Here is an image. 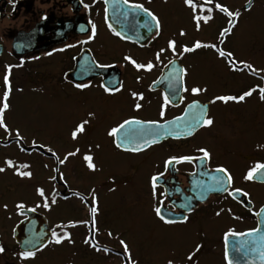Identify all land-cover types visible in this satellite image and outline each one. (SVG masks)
I'll use <instances>...</instances> for the list:
<instances>
[{
  "label": "flooded vegetation",
  "instance_id": "flooded-vegetation-1",
  "mask_svg": "<svg viewBox=\"0 0 264 264\" xmlns=\"http://www.w3.org/2000/svg\"><path fill=\"white\" fill-rule=\"evenodd\" d=\"M135 2L143 4L158 18L160 24L158 35L154 24L151 25L153 27L151 32L144 28V22L149 19L144 12L130 9L122 0L117 6L120 27H122L119 31L120 36L115 34L116 30L113 31V27L110 29L108 26L109 22L104 13V0H95V3L93 0H83V3L81 0H13V2L0 0V64H6L13 72V76L18 72L19 77H15L14 80L25 78V82L37 84L44 79L48 87L59 88L64 97L71 96L79 101L82 107L87 101L85 95L94 89L95 95L92 98L96 99L99 110L86 109L88 120L83 119L79 122L82 127L84 125L86 133L96 132L102 127L111 130L131 118L140 121L156 120L162 123L179 117L180 129L193 130L191 136L168 138L142 151L121 150L115 145L112 136V145L116 151L140 156L132 160L127 170L132 167L134 179L137 180L136 176L141 167L145 164L149 166L150 171L147 173L149 190L146 188L149 194L153 190L152 177L162 174L156 182L155 191L158 194L156 208L162 207L179 215L180 219L173 220L176 221L174 223L195 222L205 218L207 204L211 200L226 197L244 211L239 218L245 222L246 227L240 232H234L243 233L254 229L256 226L254 213L260 205L247 209L246 205L233 199L229 193L234 189H240L243 194H247L244 195L246 201H251L246 186L260 183L245 179V176L257 162L264 164V134H262L264 100L260 99L262 94L259 91V87H264V65L251 57L254 50L264 48V35L260 38L253 30H249L247 35L238 32L241 26L249 25L250 21L245 16L253 9L256 0H242L239 6L236 3L233 10L227 7L230 12L239 13L235 17H229L227 13L216 9L215 4L219 3L218 0L205 4L203 13L198 7V15L212 17L207 23L201 20L199 30L192 18V10L184 0H135ZM248 2L250 4L247 5ZM84 4L89 7L85 8ZM208 8L212 9L211 13L207 11ZM120 12H126L127 15H120ZM91 24L96 25V34L89 40ZM82 25L86 31L80 30ZM181 30L185 33L183 36L180 35ZM222 31L224 35H221ZM128 35L145 37V39L135 42L125 39ZM212 37L215 39H211ZM169 40L176 42L175 55L168 48ZM196 41L216 45L215 48L203 47L204 49L198 51L204 59L201 63L209 64L208 70L217 78L219 92L209 96L207 100L200 97L204 95V91L197 94L191 91L194 87L205 90L202 83L201 86L191 80V75H195V71L199 68L186 64L184 54L178 53L183 50L184 45L192 47ZM67 45L71 47H66ZM161 48L165 51L157 60L156 54ZM197 49L186 53L197 52ZM205 49L214 52V58L219 59L220 64L212 65L214 63L209 57H202ZM220 51L231 52L232 57L229 58L227 55L222 57L219 55ZM125 57H130L136 63L144 65L151 61L154 66L151 70L137 69L131 60H126ZM187 57L190 58V55ZM232 60L245 63H236L233 68ZM169 61H172L171 66ZM246 64L251 65V68ZM202 68L207 67L202 66ZM180 69L186 70V74L180 73ZM170 83L174 85L175 94L170 95L172 92L169 89ZM77 84H84L86 87L78 88ZM105 86L115 90L105 91ZM253 87H256V91L245 97L243 101L214 100L215 97L222 95L239 96ZM184 88H187V91H184ZM133 93L137 95L133 96ZM165 95H170V103L167 105H164ZM193 101L198 103L195 107H190ZM137 103L141 105L139 109L135 107ZM162 105L165 113L163 117L160 116ZM190 108L191 112L186 116V111ZM201 108L205 113L204 118L213 120L210 126H205L202 121L200 124L194 123L193 116ZM188 125L191 127L189 128ZM77 126L78 124L76 128ZM196 137L199 139L198 143H192L191 141ZM199 148H205L210 155L203 157V154L197 151ZM150 149L156 151L155 157L148 152ZM182 155L192 156L194 159L191 162H173L168 166L165 165L169 157ZM85 156L90 157V154H84L82 156L84 160ZM156 158H163L164 161L156 166L153 161ZM220 167L227 169V173L232 177L228 191L220 195L210 194L205 201H200L199 196L202 191L195 189L191 179L194 177L201 180L207 173H212ZM127 170L106 174L107 181L101 183L111 182L113 188L122 187L123 190L125 185L133 180L126 174ZM235 179L240 180L239 188L233 186ZM138 180H141V171ZM137 186L143 187L141 183ZM94 191L95 188L91 186L87 194H82L81 191L74 193V196L85 197L91 207V213L86 220L89 233L91 232L90 240L94 238L91 210L96 202L92 197L99 195ZM114 193L118 194L117 190ZM42 199L43 197L37 193L26 209L41 213L39 209L43 207ZM185 206H190V210ZM153 212L156 215L154 210ZM102 213V208L97 209L95 218L98 215L101 218ZM185 216L186 220L183 219ZM232 216L236 215L233 213ZM24 217L18 215L15 224ZM108 218L103 220V223ZM14 225L7 240L0 235V247L4 249L0 253V264H31L33 257L21 260L18 255L21 251L12 238ZM106 228L103 227L102 231L111 238ZM4 231L5 228H0V234ZM113 234L117 233L113 231ZM120 235L121 232H118L117 237L120 238ZM223 240L224 235L220 239L222 249ZM191 251L195 253L194 256L198 255L195 249L191 248ZM189 253L186 252L184 255L187 257Z\"/></svg>",
  "mask_w": 264,
  "mask_h": 264
},
{
  "label": "rangeland",
  "instance_id": "rangeland-1",
  "mask_svg": "<svg viewBox=\"0 0 264 264\" xmlns=\"http://www.w3.org/2000/svg\"><path fill=\"white\" fill-rule=\"evenodd\" d=\"M218 1L231 10L235 9L236 3L239 6L242 2ZM245 17L251 25L238 28L239 34L247 35L249 30H253L261 38L264 35V0H256L253 9ZM202 49L204 48L183 54L186 64L199 68L195 75H191V80L195 84L204 85V95L200 97L207 100L209 96L219 92V89L216 75L208 70L209 64L201 63L204 59L198 51ZM181 52L182 50L178 53ZM128 53L127 51L126 54ZM202 53V57L207 56L212 60V65L220 64L219 59L214 58V52L205 49ZM189 55L190 58L187 57ZM251 57L264 65V48L254 50ZM202 66L207 68L203 69ZM5 74L9 76L10 92L7 99L9 107L4 111L3 119L9 131L5 132L0 128V167L5 169L0 172V228L3 227L6 231L0 235L6 240L10 237V229L18 217L14 211L16 205L23 203L27 207L37 195L38 188L44 190L49 203L48 208L39 209L46 217L49 227L60 231L54 225L62 224L65 226L64 232L69 234L59 244L52 239L50 245L34 254L31 264H130V261L135 264H167L169 260L173 264H226L220 239L226 229L240 232L246 227L245 222L239 218L244 213L239 206L223 197L211 200L205 209L207 216L198 221H161L153 212L158 194L156 191L153 194V190L149 194L146 190H149V166L145 164L141 167L140 181V171L135 180L133 168L127 170L132 160L140 156L116 151L108 127L86 133L83 125L84 130L77 132L73 138L76 125L79 126L83 119L88 120L86 109L99 110L96 99L92 98L95 95L94 89L85 95L87 101L82 107L71 96L64 97L59 88L48 87L44 79L37 84L25 82V78L14 80L19 77L18 72L13 76L6 64H0V106L4 102L3 93L6 90L3 81ZM17 129L21 137L19 141L15 135ZM198 140L196 137L191 142L197 144ZM148 152L155 157L154 149ZM69 153L74 154L68 155ZM86 153L90 154L89 162L82 158ZM5 160H12L14 166L8 167ZM153 161L157 166L164 159L156 158ZM89 163L94 165V169L88 167ZM25 164L29 167H20ZM17 168L19 172H30L31 176H20ZM123 169L133 179L123 190L122 187L113 188L111 182L101 183L108 178L106 174L118 170L123 172ZM138 183L143 187H136ZM91 186L99 194L95 197V208L103 209L101 218L96 216L95 224H92L93 240H90L91 232L89 233L88 225L84 223L91 212L87 213L84 201L74 196L77 191L87 194ZM233 186L239 188L240 180L235 179ZM246 189L254 208L264 203V184L251 183ZM115 190L118 194L114 193ZM52 191L57 192V195L53 192L49 199ZM53 197L56 201L54 204ZM233 213L235 217L232 216ZM103 227H107L111 238L104 234ZM113 231L117 234L121 232L120 238ZM60 234L63 236L62 232ZM121 240L127 244V252L119 243ZM198 244L201 245L198 255L189 261L184 254L192 252L191 248L196 250Z\"/></svg>",
  "mask_w": 264,
  "mask_h": 264
},
{
  "label": "snow or ice",
  "instance_id": "snow-or-ice-1",
  "mask_svg": "<svg viewBox=\"0 0 264 264\" xmlns=\"http://www.w3.org/2000/svg\"><path fill=\"white\" fill-rule=\"evenodd\" d=\"M9 2H13V0H9ZM112 2L114 4V14H115L116 12H119V7H115V6L119 5L121 3V0H112ZM122 2L125 5H129L130 9L140 10V11L144 12L147 15V17L149 18L148 20H146L144 22V25H143L144 28L151 32V31H153V27L151 25L154 24L155 30L157 32V35L159 34V27H160L159 20L151 11H149V9L145 8L143 6V4L135 2V0H122ZM184 2L192 10V14H193L192 18H193L194 22L196 23L197 30H199L201 20H203L205 23H207L208 20L212 18L211 15L203 16L202 14H200V15L197 14V8L198 7L200 8L201 13H203L204 5L205 4H211L212 0H184ZM81 3H83V0H81ZM93 3H95V0H93ZM104 3H105L104 13H105V18L107 19L108 18V11H109L107 5L109 3V0H104ZM83 6L85 8L89 7L87 4H84ZM215 8L218 9L219 11H221V12L227 13L229 17H235V16L239 15L238 12H230L227 9V7H225V6H223V5L219 4V3L215 4ZM207 11L209 13H211L212 9L208 8ZM120 15H127V13L126 12H120ZM89 23H91V22L89 21ZM230 23H231V21H230ZM108 26H109L110 29L112 28L111 24H109ZM80 30L81 31H86V29H85V27L83 25L80 27ZM90 31H91V35L88 36L89 40L93 39L95 34H96V25L95 24H91ZM113 31H115V29H113ZM115 34L117 36L121 35V33L119 31H115ZM184 34L185 33L183 32V30H181L180 35L183 36ZM224 34L225 33L222 31L221 35H224ZM66 47H71V45H67ZM200 47H212V48H215L216 45L215 44H202L200 41H196L193 44L192 47H188L187 45H184L183 46V50H182V52L180 54L183 55V53L194 51L196 48H200ZM168 48L170 50H172L173 55L176 54L175 53V49H176L175 40H169L168 41ZM164 51H165V49L161 48L160 51L156 54V59L157 60L160 59V54L163 53ZM219 55L222 56V57L225 56V55H227L229 58L232 57V53L231 52L225 53L223 51H220ZM125 59L126 60H131L130 57H125ZM131 62L133 63V65L137 69L146 68L148 70H151L152 67L154 66L151 61H149L146 65L138 64L134 60H131ZM236 63H242L243 64L245 62H243V61L236 62V61L232 60L231 61V65L233 66V68H234ZM171 64H172V61H169V65L170 66H171ZM97 66L98 67H105L104 65H97ZM246 66L251 68V65H247L246 64ZM9 67H11V66H9ZM179 72L186 74V70H184V69H180ZM3 81H4V85L6 87V90L3 93L4 102H3L2 106H0V128H3L5 132H8L9 131L8 130V126L4 122V119H3V113L9 107V105L7 103V99H8L9 92H10V82H9L8 74H5V76L3 78ZM76 87L83 88V87H86V85L77 84ZM256 87H259V86H256ZM256 87H253V88L249 89L248 91L243 92L239 96L222 95V96L215 97L214 100H219V101H223V102H228L230 100L243 101L245 99V97H248V96L252 95V93L254 91H256ZM169 89L172 90L170 95L171 94H175V88H174L173 84H171V83L169 84ZM104 90L105 91H114L115 89H111L110 90L107 86H105ZM183 90L187 91V88H184ZM191 91H192L193 94H197V93H199L201 91H204V89H201V88H198V87H194V88L191 89ZM259 91L262 94L260 96V99L264 100V87H259ZM136 95H137L136 93H133V96H136ZM170 95H165L164 96V105H167L168 103H170ZM141 98H142V95H141ZM197 103H198L197 101H193L192 105H190V107H195ZM135 107L137 109H139L141 107V105L139 103H137L135 105ZM163 107L164 106L162 105L161 112H160V116L161 117H163L164 114H165L164 110H163ZM204 116H205L204 110H203V108H201L193 116L194 123L195 124H200L201 121H202L205 126H210L213 123V120L211 118H206L205 119ZM179 119H180L179 117L174 118L175 121H178ZM170 123H172V122L164 121L163 127H167V125H169ZM131 124L150 125V126L162 127L161 125H159L158 121H156V120L140 121V120H137L135 118H131V119H128V120H124L122 123L118 124L116 127H113L110 130L109 135L110 136H119L121 133H123L124 134L123 135V139L126 141L128 139L129 135H132V134L136 133V131H137V130H133V129H128L127 131H125L126 126L127 125H131ZM188 126H189V128L191 127L190 125H188ZM79 131H83L82 125L77 126L76 131H74L72 133L73 138H75L76 133L79 132ZM139 131L143 132L142 129L139 130ZM147 134L148 135H153L151 133H147ZM15 135H16L17 141H19L21 139V137H20V132H19L18 129L16 130ZM152 142L153 143L156 142L155 139H153ZM148 143L149 142L147 140L144 141L145 146H147ZM120 146H121L120 144H117V147H120ZM131 150L132 151H140L141 149L132 148ZM197 151L202 153L203 157H208L210 155L209 152L205 148H199ZM73 154L74 153H69L68 155H73ZM193 159H194V157L187 156V155H182V156H178V157L177 156H172V157H169L165 161V165L168 166V165L172 164L173 162H191ZM85 160L86 161H90L91 157L85 156ZM58 162L59 163H63L64 161H58ZM5 164L8 167H13L14 166L12 160H5ZM20 167L27 168L29 166L27 164H25V165H21ZM88 167L91 168V169H94V165L91 164V163L88 164ZM3 171H5V169L3 167H0V172H3ZM216 171L224 173L225 175L221 176V177H215L214 178L215 184L218 187L216 189H208V190H225L226 191L227 189H226L225 185L231 183L232 177H231L230 174L227 173V169H224L223 167L217 168ZM17 173L20 176H22V177L23 176H27V177L31 176L30 172H19L18 168H17ZM254 174L264 176V164L257 162L252 168L249 169L247 175L245 176V179H249V180L253 179L254 178ZM160 176H162V174H157L156 176L152 177L153 194H155L156 182H157V180L159 179ZM234 191L241 192L240 189H234ZM37 192H38V194L41 197H45V193H44V190L42 188H38ZM244 195H247V194L244 193ZM92 199H93V201H95V196H93ZM55 202H56L55 198L53 197L52 203L54 204ZM4 207L7 208V205H5ZM16 207H17L18 210H23L25 208V205L23 203H19V204L16 205ZM43 207H45V208L49 207V203H48L46 197L44 199ZM185 207H189V210H190V206H185ZM91 211H92V217H93V224H95V214L97 212V209L95 207H93ZM261 211L264 212V206H262ZM155 212H156V215L160 218V220L165 222V223H174V222H176V221H173V220L166 219L165 216L162 214V211H161L160 207H157L155 209ZM217 215H219V213H217ZM183 219L186 220L187 217L185 216V217H183ZM84 223H86V222H84ZM259 231H260V229L256 228V229L248 230L247 233H236L232 229H229L227 232H225V234H224V239H225L224 259L226 261V264H239V261L237 259L230 258V256H229V250H228V244H227L228 237L230 235H236V236L249 235V236H251L253 233H256V232H259ZM68 235L69 234L67 232H65L63 234V236H58L56 231L52 232V236L56 238L54 242L57 243V244H59L62 239L67 238ZM109 235H111V233H109ZM85 242L87 243L88 241L86 240ZM261 242H264V236L259 237V241H249L248 242V250L254 251L255 248H256V244L257 243H261ZM27 243L28 244H32V241H28ZM119 243L124 247L125 251L127 252V244L123 240H121ZM200 248H201V245H199V244L196 245V251H198ZM97 250H99V249H97ZM104 250L108 251V249H104ZM3 251H4L3 247H0V253H2ZM232 251L239 254V253H242L244 251V248L242 246H240V245H234ZM194 254H195L194 252H190L188 254V256H187V259L189 261H191L194 258ZM18 255H19L21 260L28 259V258L34 256V246H33V250L21 251ZM259 256L261 258L262 264H264V243H261V250L259 252ZM130 264H135V262L134 261H130ZM167 264H173V261L169 260L167 262Z\"/></svg>",
  "mask_w": 264,
  "mask_h": 264
},
{
  "label": "water",
  "instance_id": "water-1",
  "mask_svg": "<svg viewBox=\"0 0 264 264\" xmlns=\"http://www.w3.org/2000/svg\"><path fill=\"white\" fill-rule=\"evenodd\" d=\"M250 4V2L247 3V5ZM118 6V5H117ZM115 6V7H117ZM108 7V18L107 21L109 24L112 25V27L116 31H121L120 27V21H119V14L116 12L114 14V4L112 1L109 0V3L107 5ZM127 40L131 41H139L140 39H145V37L135 36V35H128L125 37ZM100 71V70H99ZM204 108V107H203ZM191 112V108L186 111V116ZM179 119L178 121L175 120H169L170 123L167 125V127H163L164 122L159 123L162 127L157 126H150V125H137V124H131L127 125L125 128V131L128 129L137 130L136 133L129 135L128 139L125 141L123 139V133H121L119 136H114L115 138V145L120 144V149L123 150H130L132 148H139L141 150L147 148L148 146L159 143L163 140H166L168 138H181V137H188L193 134V130H185L182 131L179 126L180 123ZM143 130V132H140L139 130ZM147 133H151L153 135H148ZM153 139H155L156 142H152ZM147 140L149 143L147 146H145L144 141ZM207 173V172H206ZM224 173L214 171L212 173H207L205 178H201V180L195 179L194 177L191 179V182L195 186V189H199L202 191V194L199 196L200 201H204L209 194H221L224 193L225 190H208V189H216L218 186L215 184V177H221L224 176ZM257 182H264V176L254 174V178L252 179ZM229 184H226L225 187L228 189ZM231 196L238 200L239 202L246 205L247 208L252 207V203L246 201L244 195L242 192H236L231 191ZM264 206V205H262ZM262 206L257 210L255 213L256 217V226L254 229L259 228L260 231L253 233L251 236L249 235H243V236H236V235H230L228 237V250H229V256L230 258L237 259L239 261V264H262L261 258L259 256V252L261 250V243L256 244V248L254 251L248 250V242L249 241H259V237L264 236V212L261 211ZM162 214L165 216L166 219L169 220H177L180 219L179 215H176L172 212H169L167 210L161 209ZM19 213L22 215H25V218H23L20 222H18L14 229H13V238L15 239V242L18 244L19 249L21 251H27V250H33L37 251L44 247L51 236V232L48 228L47 220L46 218L38 214L35 211L32 210H19ZM248 231H245L243 233H247ZM28 241H32V244H28ZM234 245H240L244 248V251L242 253H235L232 251ZM224 250H225V239H224Z\"/></svg>",
  "mask_w": 264,
  "mask_h": 264
}]
</instances>
